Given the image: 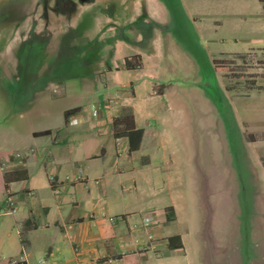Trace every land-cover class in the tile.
Returning a JSON list of instances; mask_svg holds the SVG:
<instances>
[{"label": "crops", "instance_id": "1", "mask_svg": "<svg viewBox=\"0 0 264 264\" xmlns=\"http://www.w3.org/2000/svg\"><path fill=\"white\" fill-rule=\"evenodd\" d=\"M168 1L139 0L129 21L109 24L111 33L123 34L140 19L150 23L148 31L135 37L151 36V49L134 47L115 62H103L93 84L85 85V92L75 98L71 84L85 78L95 40L74 51L72 45H63L61 14L59 25L49 26L45 12L34 13L36 4L31 13L29 0L0 1V264H124L118 256L128 253H137L139 264H221L217 258L222 245L233 249L237 243L234 199L231 196L226 211L220 212L218 184L210 182L212 174L210 179L206 172L202 175L196 133L182 109L190 92L205 110L208 105L197 83L203 76L200 66L180 37V24L189 35L191 18L178 0L180 23L174 2ZM232 1L225 18L216 22L229 38L221 33L206 41L222 48L219 57L209 56L189 38L206 59L262 61L246 72L259 73L253 89L231 100L236 155L245 152L260 164L264 0ZM4 8L21 17L14 21L2 14ZM134 57L140 67L124 69V60ZM63 58H73L77 66L61 72L57 64ZM178 65L180 74L172 75ZM185 70L194 76L185 75ZM173 97L181 106L180 134L170 130L167 114L155 112L160 103L165 113L173 112ZM213 101L215 108L218 100ZM39 103L44 105L43 116L46 104L61 106L54 121L40 125L27 120ZM72 110L77 112L66 121L65 112ZM217 115H211V122L223 128L222 116ZM70 119L77 124L68 125ZM43 132L48 133L35 135ZM262 201V225H254L252 235H261L264 257V196ZM147 218L149 223L144 222ZM226 228L229 236L218 238Z\"/></svg>", "mask_w": 264, "mask_h": 264}, {"label": "rangeland", "instance_id": "2", "mask_svg": "<svg viewBox=\"0 0 264 264\" xmlns=\"http://www.w3.org/2000/svg\"><path fill=\"white\" fill-rule=\"evenodd\" d=\"M29 1L31 4V13L36 10L34 13L38 12L40 15H43L45 12L49 26H58L59 15L61 14L64 25L59 28L60 35L63 39V45H72L75 49L74 51L78 50L79 52L83 47L85 48L90 45L88 41L95 40L94 46L87 56L88 66L85 69V71H87L85 78L76 81L73 80L74 83L71 84V89L74 91L73 96H71L74 98L77 97L79 93L85 92V85L88 86L93 84L95 76L98 75L103 62H115L121 55L128 54L129 49H134V47L140 51L151 49V36L144 34L142 38H138V36L135 37L134 34H121L120 32H116L115 34L114 32L111 33L109 28V24L112 22L126 23L129 21L134 14L136 3H138L139 0ZM169 1H171V3L172 1L174 2L172 5L176 10L175 15L181 23L182 14L179 11L180 5L178 0ZM180 2L191 18L192 27L190 26L188 30L190 37L198 41L201 47L208 52L209 56L219 57L218 53L222 51V48L217 47V45L212 42L209 44L206 41L217 39L221 33L226 38H229L227 30L223 32V30L216 28V22L225 18L227 15L226 9L229 8L231 0H180ZM0 4H2V2H0ZM33 4H36L37 9H32ZM82 8H85V11L81 13L79 9ZM3 10L2 14L10 15L14 21H18L19 17H21L17 12H12L10 9L4 8ZM180 25L181 31L183 32L182 28H185V26H182V24ZM56 41H59V39L57 38ZM204 59L206 63L204 71L207 67L208 69L207 72H205V77H199L201 82L199 83L198 81L197 83L204 88L203 93L208 100L207 109L205 110L204 103L198 102L192 92L187 95L185 94L186 102H184L185 106L182 109L185 113V121L191 122L190 125L193 127L191 131L196 133L195 136L197 139L195 140L200 149L198 157L199 165L204 172L202 175L205 176L206 172L205 177H209L210 179L212 174L210 182L213 181V183L215 182V184H218L217 193L215 195L223 200V207L220 209V212L226 211V207L229 206L227 201L230 200L231 196L234 199V205L238 211L239 234L237 243L235 242L233 249H231V247L227 248L225 244L222 245L221 254L218 252L219 257L217 260H219L221 264H264V257H262L261 250V235H252V233H254L253 226H261L263 221L262 198L264 196V157L260 164H254L249 156H247V153L244 152L242 154L239 152V155H236L237 139L233 137L235 133L234 128H232L231 107L232 98L245 97V91L253 89L256 83L254 79L259 73L246 72L248 68L251 70L257 69L262 64V61L252 57L249 58V60H240L239 62L231 57L220 60L206 59V57H204ZM136 62L137 61L132 58L131 63L135 64ZM176 63L178 64L179 62L174 61V64ZM177 68L176 74L172 75L180 74L179 65ZM192 70L194 71V69ZM193 71L191 73L190 71H186L184 74L192 75ZM204 71L201 69V74ZM260 75L264 77V73ZM191 82L193 83V79H191ZM81 83H83V85ZM237 91H242L243 93L236 94L235 92ZM174 92L172 90V94H174ZM175 98L177 97L172 98L174 99L172 100V106L174 107L173 112L165 113L162 103L158 104L155 112L157 115L161 116H166L167 114L168 123H170L169 127H171L170 130L180 134L182 132H179L180 128L178 129V127H180L181 124L182 114L178 113V111L180 112L181 106L179 107V100H175ZM182 99L184 100V97H182ZM213 99L218 100L215 104V108L212 106L214 102ZM42 104L43 103L34 105V108L30 111L31 118L29 117L27 119L29 122L40 123L41 125L48 123L51 119L54 121L58 116L61 107L58 103L46 104L47 114L45 113L44 116L40 111L41 107L44 108ZM61 105L64 106L63 103ZM250 109L251 112H255V108ZM259 110L261 115L264 116V108L261 107ZM215 113L218 114L217 118L222 116L223 128H220V123L216 121H214V123L211 122L213 118L210 117ZM31 126H33V124H31ZM243 135V139L245 138L244 140H246L248 136H246V133H243ZM239 139L240 141L243 140L242 138ZM178 140H180V137ZM186 142L188 144V139H186ZM190 147H192L191 144ZM256 150L259 151V153L261 151L258 147L255 149V152ZM262 155L264 156V152ZM184 171L185 169L183 172ZM215 174H217V176ZM186 176L187 174L185 172L184 179ZM224 221L225 218L221 226ZM227 230L228 228L219 231L221 234L217 237L221 239L223 237L226 238V235L229 236Z\"/></svg>", "mask_w": 264, "mask_h": 264}, {"label": "trees", "instance_id": "3", "mask_svg": "<svg viewBox=\"0 0 264 264\" xmlns=\"http://www.w3.org/2000/svg\"><path fill=\"white\" fill-rule=\"evenodd\" d=\"M166 4H169V3H166ZM131 26H132V28L129 29L127 27L124 33L134 34V36H135V33L141 32V31H143V32L148 31L151 27V25L149 23L148 24L144 23L141 19L136 21ZM180 37H181L182 42L186 46V48L192 52L194 59L196 60V62L200 66V69H202L204 71L205 65H206L204 56L200 53L199 49H197V47L190 40V38H188L187 33H184L181 31ZM136 58H138V57H134V59H136ZM131 61H132V58H130V59L126 58L124 60V69L132 70V69H138L140 67V64L138 63V61L135 64H132ZM76 66H77V63L73 58H63V60L57 64V69L63 73H68L73 69V67H76ZM207 69H208V67H207ZM207 69L202 73L204 77H205V72H207ZM76 112H77V110L65 112V114H64L65 120L67 121L68 118L70 116H72L73 114H75ZM47 133L48 132H43L41 134H35V135L36 136L37 135H46ZM138 135H139V140H140L141 133L138 132ZM116 137H117V135H116ZM134 148L135 147H133V146L130 147L131 150H133ZM50 185L52 188L54 187L53 183H51ZM118 259L122 260L124 262V264H139L137 253H128V254L119 255Z\"/></svg>", "mask_w": 264, "mask_h": 264}, {"label": "built area", "instance_id": "4", "mask_svg": "<svg viewBox=\"0 0 264 264\" xmlns=\"http://www.w3.org/2000/svg\"><path fill=\"white\" fill-rule=\"evenodd\" d=\"M92 115L93 116H96V110L94 109L93 112H92ZM77 124V120L76 119H70L68 121V125L72 126V125H76ZM151 220L149 218L145 219V223H149ZM42 264H45L42 262ZM78 264H82V263H78Z\"/></svg>", "mask_w": 264, "mask_h": 264}]
</instances>
